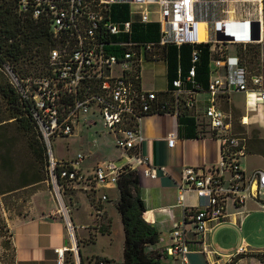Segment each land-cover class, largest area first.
I'll use <instances>...</instances> for the list:
<instances>
[{
  "label": "built area",
  "instance_id": "2783aa9c",
  "mask_svg": "<svg viewBox=\"0 0 264 264\" xmlns=\"http://www.w3.org/2000/svg\"><path fill=\"white\" fill-rule=\"evenodd\" d=\"M199 1L206 0H18L21 12L49 22L53 39L44 74L20 78L10 68L7 70L21 98L29 103L44 150L46 180L69 230L71 244L54 248L58 264H64L67 251L75 264H82L70 208L63 199L64 190L78 186L91 189L98 184L116 186L119 174L127 167L137 169V164H144V168H138L143 174L155 177L156 168L148 164V157L140 149V123L144 114L162 111L192 114L202 124L204 134L220 139L221 157L214 164L181 167L177 202L185 205L184 195L189 190L201 202L186 206V217L172 227L171 243L161 256H172L173 264H186L193 242L202 245L199 250L206 253L209 264H233L237 256L248 251L242 244L222 256L206 248L205 234L209 222L226 215L229 201L240 204L254 198L262 199L264 204V169L245 172L240 161L246 154L244 137L232 135L231 111L219 104L220 98L234 91L264 101L261 73L258 68H251L237 50L255 42L256 32L261 35L262 0H252L254 6L244 12L246 17H231L229 9H223V14L214 18L198 14ZM117 3L128 4V19L113 18L112 6ZM150 22L156 23L150 29L152 36L136 38L142 25ZM201 42L208 43L209 49L205 85L196 78L199 48L194 47L189 66L185 70L177 66L176 77L165 95L142 86L145 60H160L167 45ZM199 92L206 93L203 108L198 105ZM241 120L247 122L245 116ZM97 121L112 135L116 146L137 164L101 158L83 170V152L71 158L56 155L55 138L72 135L79 125L91 126ZM167 138L171 146L175 132H168ZM159 168L167 171L165 165ZM100 199H107L106 192ZM102 213L95 206L97 224ZM99 263L103 264L101 258Z\"/></svg>",
  "mask_w": 264,
  "mask_h": 264
},
{
  "label": "crops",
  "instance_id": "0c3cea01",
  "mask_svg": "<svg viewBox=\"0 0 264 264\" xmlns=\"http://www.w3.org/2000/svg\"><path fill=\"white\" fill-rule=\"evenodd\" d=\"M252 6H254L252 0H206L199 1L196 4L198 14L203 17L211 16L213 18L222 15L223 9H229L231 17H246L244 12L248 11ZM112 14L116 20L128 19V4H114L112 6ZM149 25L155 27L156 23H150ZM254 43L258 45L257 68L264 80L263 29L260 38ZM155 63L161 66L160 76L164 80V85L157 86L156 83L149 82L148 79H145L142 72L141 83L145 88L165 93L171 87L167 76V58L164 56ZM198 98V105L200 108H203L206 93L199 92ZM222 103H227L229 110L239 109V119L242 124H246L248 133L250 134L248 136L264 139V101H260L252 95H246L243 91H234L229 96L220 98L219 104L221 107ZM242 116H245L247 119L246 123L242 122ZM140 124L143 134L140 149L142 154L148 157V164L156 168L157 175L151 177L143 174L138 168H144V164H137L136 160L128 158V154L121 148L120 153L114 158L120 159V163L130 162L137 164L140 195L145 208L142 216L159 233L158 241L148 244V250L165 253V247L171 243L172 227L176 222H181L186 217V206L201 202V198L197 197L191 190L185 192V205L177 202V182L180 177L181 167L184 164L200 166L217 163L221 157V141L215 136L204 134L202 124L190 113L149 112L142 116ZM91 126L79 125L71 136L81 135ZM102 129L104 133L110 136L108 140L116 146L112 135L103 126ZM170 131L175 132V140L171 146L167 143V134ZM66 137L68 138L69 136ZM260 149L254 152H247L244 155H256L260 159L259 163L251 164L244 161V156L241 158V166L245 172L250 173L258 168L264 169V152ZM57 156L61 158L73 157ZM121 157H124V159H121ZM82 161L83 159L80 165L83 170L91 168L96 162L95 160L90 165H83ZM160 165H165L167 171L163 172L159 168ZM76 188L69 187L68 189L74 190ZM78 188L82 187L78 186ZM115 189V185L105 186L102 184H98L91 189H84L90 191L94 199L93 201H88V209H86L84 214H74L71 219L74 231L76 229L79 238L83 237L85 233L92 235V240L89 242L94 246H88L87 249L84 248V252L81 255L85 263L91 256H103L116 261H123L124 232L120 213L116 206L108 203L111 198L110 192L113 193ZM104 192L107 194V199L105 200L100 199L101 194ZM115 196V198H118V190ZM261 200L248 198L240 204H234L229 201L226 215L218 221L209 222V228L205 234L206 248H210L214 252L225 256L233 253L238 246L244 244L248 251L238 256L233 264H257L258 260L253 254L264 250V236L258 238L257 241H251L248 239L246 231L252 226L256 227L257 232L260 234L259 228L264 224V204ZM95 206H99L103 212L98 224L94 217ZM113 216L117 222L118 230L122 233L119 237L121 244L120 257H115L110 253L109 249L114 239L112 230ZM9 228L11 232V245L14 252V264H58L54 248L63 245L69 246L71 244L66 219L51 200H46L39 211L31 215L12 219L9 222ZM100 240L102 241V245L95 248V243ZM190 246L192 250L188 254L186 264H209L206 253L199 250L202 248V245L193 242ZM66 254L70 255L71 252L67 251ZM163 255L159 260V264H173L175 262L172 256Z\"/></svg>",
  "mask_w": 264,
  "mask_h": 264
},
{
  "label": "trees",
  "instance_id": "16d2710c",
  "mask_svg": "<svg viewBox=\"0 0 264 264\" xmlns=\"http://www.w3.org/2000/svg\"><path fill=\"white\" fill-rule=\"evenodd\" d=\"M150 23L142 25L140 36L146 35V38L152 36L150 29L153 26H150ZM252 43L246 44L244 47L239 46L237 50H239L245 62L251 68H257L258 45H253ZM52 45L53 39L49 22L45 18H34L28 13L21 12L18 9V0H0V131L7 126H15L21 128L27 134V144L37 160L41 161L45 177L47 176L44 150L29 113V103L21 98L11 81L7 67L14 74L20 72L22 76L16 74L20 78L26 77L33 70L41 72L48 65V52ZM194 47L199 48V57L195 62L196 78L202 81L204 85L206 84L209 49L208 43L201 42L197 45L184 43L178 47L167 45L164 48V56L168 61L167 76L170 86H172V80L176 77L177 66L180 65L183 70L189 66L191 50ZM159 93L165 95L166 91L165 93ZM182 112L185 111L182 110L178 113ZM3 141L0 137V166L7 168L11 165V158L1 153ZM242 142L245 143L247 153L259 150V145L264 142V139L251 136L248 138V143L245 138ZM260 150L264 152V149ZM40 178V176H34L27 179L22 176L16 186L0 185V193L38 181ZM116 188H118L119 192L116 207L120 213L124 232L123 261L120 262L103 256H91L84 263L81 256V263L100 264L99 258H101L103 264H159L162 253L146 248L148 244L158 241L159 233L142 216L145 208L140 195V181L137 169L127 167L121 172L116 181ZM77 244L79 253H81L78 239ZM259 252H255L253 255L264 263V257L259 255ZM64 264H75L72 254L65 255Z\"/></svg>",
  "mask_w": 264,
  "mask_h": 264
},
{
  "label": "rangeland",
  "instance_id": "374dc122",
  "mask_svg": "<svg viewBox=\"0 0 264 264\" xmlns=\"http://www.w3.org/2000/svg\"><path fill=\"white\" fill-rule=\"evenodd\" d=\"M262 14L264 35V0H262ZM136 38L145 39L146 35L136 36ZM252 44L256 45L257 43ZM155 62L157 61L145 60L142 66V73L149 82L152 81L156 83L157 86H163L164 80L160 76L161 66L157 65ZM46 69L47 66L44 67L41 72L33 70L26 77L42 75L45 73ZM16 74L22 76L20 72H16ZM222 107L229 110L227 103H222ZM239 115V109L231 110V133L235 137H244L248 143V138L251 136H248L250 135L248 133L249 131L247 130L246 124L241 123ZM102 130L101 121H98L81 135H69L68 138L57 137L53 141L54 150L57 155L63 157L74 156L78 151L84 152L83 165H90L93 161L101 158H114L120 153V148L109 141L108 139L110 136ZM0 137L4 140L1 153L11 158L10 166L7 168L0 166V185L16 186L20 182L22 176L27 179L30 177L33 178L34 176L41 177L38 181L16 187L5 193H0V264H14V252L11 245L9 222L14 218L28 216L39 211L46 200H51L56 206H59V204L57 200H55L53 190L46 180L41 161L37 160L35 154L27 144V134L24 133L21 128L7 126L0 131ZM240 138H237V140H241ZM259 146L261 149H264V142L260 143ZM121 159H124V157H121ZM118 161H120V159ZM244 161L253 164L259 163L260 159L256 155H246L244 156ZM117 190L118 188H116L113 193L117 194ZM113 193L110 192L111 198L108 203L116 206L118 198H115L116 196ZM63 199L70 208L69 213L72 219L74 214H84L86 209H88V201H93L94 198H92L90 191L77 187L74 190L66 188L64 190ZM112 230L114 239L109 246L110 253L115 257H120L121 244L119 237L122 233L118 230L114 216ZM259 230L260 234L257 232L256 227L250 226L246 231L248 233V239L257 241L258 238L264 236V224L261 225ZM74 233L76 239H78L80 243L81 256L84 252V248L87 249L88 246H94L89 242L92 240V235L90 233H85L83 237L79 238L76 229ZM101 240L95 243V248L102 245ZM146 248L148 249V245ZM259 255L264 257V250H261ZM256 259L258 260L257 264H264L258 257H256Z\"/></svg>",
  "mask_w": 264,
  "mask_h": 264
},
{
  "label": "water",
  "instance_id": "95a60500",
  "mask_svg": "<svg viewBox=\"0 0 264 264\" xmlns=\"http://www.w3.org/2000/svg\"><path fill=\"white\" fill-rule=\"evenodd\" d=\"M253 38L254 39H259L260 38V34L258 32H256V34L253 35ZM78 254L80 255L79 251H78Z\"/></svg>",
  "mask_w": 264,
  "mask_h": 264
},
{
  "label": "bare ground",
  "instance_id": "6f19581e",
  "mask_svg": "<svg viewBox=\"0 0 264 264\" xmlns=\"http://www.w3.org/2000/svg\"><path fill=\"white\" fill-rule=\"evenodd\" d=\"M200 34V37H202L203 35H202V33H199Z\"/></svg>",
  "mask_w": 264,
  "mask_h": 264
}]
</instances>
